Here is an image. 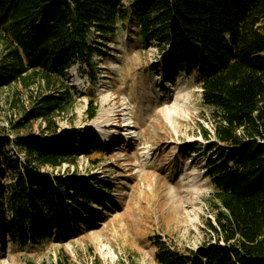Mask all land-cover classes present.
Masks as SVG:
<instances>
[{
	"label": "trees",
	"instance_id": "trees-1",
	"mask_svg": "<svg viewBox=\"0 0 264 264\" xmlns=\"http://www.w3.org/2000/svg\"><path fill=\"white\" fill-rule=\"evenodd\" d=\"M130 15L142 39L163 45L167 66L199 82L202 102L219 117L213 129L218 143L207 145V152L216 153L205 167L215 201L212 218L205 220L209 238L196 249L178 250L154 236L155 260L264 264V0H132L130 12L122 0H0V90L13 82L29 85L35 76L45 90L35 93L14 122L18 129L44 123L39 134L16 135L24 158L10 155L4 148L9 138L0 136V244L6 238L33 245L71 228L79 234L93 207L108 203V180L42 168L74 165L85 147L97 150L81 137L77 142L76 132L66 138L58 133L56 117L75 101L61 76L99 53L87 41L91 30L107 39ZM96 111L91 98L86 119Z\"/></svg>",
	"mask_w": 264,
	"mask_h": 264
},
{
	"label": "rangeland",
	"instance_id": "rangeland-1",
	"mask_svg": "<svg viewBox=\"0 0 264 264\" xmlns=\"http://www.w3.org/2000/svg\"><path fill=\"white\" fill-rule=\"evenodd\" d=\"M131 2L122 0L129 12ZM87 41L99 53L92 55L89 65L77 62L61 76L75 101L56 122L60 135L66 138L68 131L76 132L77 142L81 137L97 150L85 147L74 165L42 170L108 180L112 186L109 193L105 191L108 203L93 207V216H85L79 234L74 228L69 233L62 230L60 236L50 234L25 246L5 238L0 264H50L58 259L69 264H113L119 259L158 264L154 236L178 250L196 249L209 238L205 220L212 218L215 201L205 167L207 157L216 153L207 152V145L216 141L217 111L202 102L198 81L162 61L163 45L140 37L131 15L118 21L107 39L91 30ZM3 51L0 39V58ZM31 80L29 85L13 82L0 90V136L9 138L5 150L20 159L25 154L15 144L16 135L39 134L44 126L37 120L14 127L35 93L45 91L40 76ZM91 98L97 111L87 120L85 109ZM122 108L129 124L115 134L111 118ZM104 123L110 132L105 143H98L95 125ZM126 128L128 140L122 138Z\"/></svg>",
	"mask_w": 264,
	"mask_h": 264
},
{
	"label": "bare ground",
	"instance_id": "bare-ground-1",
	"mask_svg": "<svg viewBox=\"0 0 264 264\" xmlns=\"http://www.w3.org/2000/svg\"><path fill=\"white\" fill-rule=\"evenodd\" d=\"M121 111H122L121 113H119L117 115L115 114L114 117L111 118V120L114 119V122H115L114 123L115 124L114 125L115 128L112 130L115 134L120 133V130L122 129V127H126L129 124V122L127 121L128 118L126 117L127 114H128L127 111H126V109L122 108ZM110 112H112V111H110ZM119 116H121L123 118L122 121L119 119ZM96 118H97V121L96 122H101V121H99L100 118H98V117H96ZM106 121H108V120H106ZM109 121H110V119H109ZM106 125L107 124H105V123L103 125H98V124L95 125L96 129L99 130V136H98V139H96L98 143H100L101 141H103L104 140V137H106L108 135V132H110L109 130H106L105 129L104 126H106ZM127 130H128V128L124 129V133L122 134V138L124 140H128V139L131 138L128 135V133H125V132H127ZM103 142L105 143L106 140H104Z\"/></svg>",
	"mask_w": 264,
	"mask_h": 264
}]
</instances>
